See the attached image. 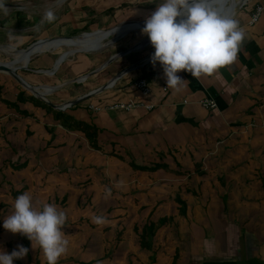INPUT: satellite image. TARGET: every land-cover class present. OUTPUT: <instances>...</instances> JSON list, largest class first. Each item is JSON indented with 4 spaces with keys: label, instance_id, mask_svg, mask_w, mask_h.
<instances>
[{
    "label": "crops",
    "instance_id": "obj_1",
    "mask_svg": "<svg viewBox=\"0 0 264 264\" xmlns=\"http://www.w3.org/2000/svg\"><path fill=\"white\" fill-rule=\"evenodd\" d=\"M160 2L162 0H0V32L5 31L0 41L6 42L0 45L18 49L21 45L43 39L39 34L43 31L40 27L47 25L44 15L49 10L59 22L56 27L61 31L60 35L77 37L95 26L105 31L125 21H145ZM68 3L75 13L72 17L65 11ZM263 3L264 0H251V5L246 8L248 11H237V7L229 16L237 20L246 34L233 64L198 78L181 71L178 75L184 81L178 90L167 87L158 63L154 67L150 60L144 61L154 49L148 44L149 39L143 41L146 35H140L141 29L132 30L100 50L75 52L56 69L58 58L70 49L67 45L35 53L38 55L27 63L31 67L25 71L27 75L18 73L33 86L60 85L50 93L48 88L38 91L57 105L77 101L65 112L98 129L97 143L101 150L91 148L82 131L65 128L53 113L30 101V97H35L33 93L8 73L0 72V204H12V188L16 191L24 186L23 183H45L46 165L61 170L62 165L70 163L69 171L75 172L77 178L84 172L80 180L86 183L90 180L87 170L94 165L104 166L102 171L110 179L117 169H123L121 174L129 173L124 167V157H129L130 164L161 165L156 171H137L129 165L136 177L140 172L142 179L151 181L152 177H164L167 179L164 183H181L175 171L187 172L182 177L188 179L197 162L205 163L207 171L237 164L239 153L249 142L258 154L255 149H260L257 147L260 139L264 141V15L254 25L248 22L255 6ZM93 32L77 39L96 34ZM108 39L104 37L96 43H106ZM141 41L142 45L148 46L120 56L99 69L112 55ZM62 47L68 49L59 50ZM33 66L37 70L54 69V74L38 72L39 76L33 75ZM133 66L129 72L121 74ZM89 73L93 74L81 83H69ZM117 76L111 87L81 98L109 84ZM140 76L150 84L148 96H143L134 85ZM20 92H24L29 100L18 102ZM204 99L215 101L217 107H204L201 104ZM3 100L17 102L21 110L31 115L21 114ZM129 100L152 103L156 107L131 111L106 109L113 103ZM240 139L248 142L245 145ZM81 146L84 147L82 152ZM45 152L50 158L42 157ZM25 162V167L14 168ZM43 172L44 176L41 175ZM123 177L125 175H120V179ZM115 180L117 177L112 182ZM262 186L260 193L251 187V208L248 209L234 208L231 211L224 203L221 208L210 207L209 213H204L201 207L195 213L181 217L177 208L176 225L166 223L159 226L152 251L142 249L138 243L137 253L142 257L133 263L140 264L143 260V263L150 261L151 264L154 255V264H264V183ZM7 196L12 200L9 201ZM182 196L184 200L185 196ZM161 204L152 210L144 208L149 211L145 223L153 221L158 224L161 218L168 217L167 204L170 202Z\"/></svg>",
    "mask_w": 264,
    "mask_h": 264
},
{
    "label": "rangeland",
    "instance_id": "obj_2",
    "mask_svg": "<svg viewBox=\"0 0 264 264\" xmlns=\"http://www.w3.org/2000/svg\"><path fill=\"white\" fill-rule=\"evenodd\" d=\"M231 3L232 0H221L218 9L227 7ZM250 5L251 0H245L237 8V11L246 12L248 11L246 8ZM65 11H68L67 15L70 17L75 14L71 11L69 3L65 5ZM74 11L78 10L74 8ZM84 12L87 13L85 10ZM81 15L83 16V13ZM58 24L59 22L54 19L51 23L42 25L40 29L43 31L42 33L39 32L40 36L44 37L43 39H53L59 36L70 37V34L60 35L61 31L56 27ZM99 29L101 28L95 26L89 32ZM4 32L1 30L0 40ZM140 35H143L141 30ZM146 38L148 37L145 36L144 39ZM0 43L6 42L0 41ZM31 44L21 45L18 49H25ZM2 47L10 46L0 45V62L16 65L17 63L12 58L11 53L5 52ZM67 49L62 47L59 50L65 51ZM37 55H33L31 60ZM28 68H31L30 65ZM33 68L31 73L39 76L40 72L38 73V71L41 69L37 70L34 66ZM25 71L18 70L19 73L23 72V74L27 73ZM79 78H75L76 82ZM28 91L32 93L30 90ZM240 140L245 145L248 142ZM249 143H247L246 148H242V153H239L240 161L237 164H226L218 170L207 171L204 169L207 166L205 163L197 162L195 169L189 173L188 179L182 177V175L186 176L187 172L175 171L176 177L182 181L181 183H164L167 181L164 177H152L151 181L142 179L140 172L137 173L140 176L136 177V174L129 167L132 161L129 157H124V167L131 174L128 172L121 174L123 169H117V173L114 172L111 176L112 180L117 177V180L113 182L102 171L104 166L99 168L94 165L90 170H87L90 180L84 183V180H80V177L83 179L84 172L79 173V178H77L75 172H70L68 169L71 167L70 163H66L62 165L61 170L55 166L47 168L46 165L48 170L46 171L45 183H23L24 186L16 191L22 190L21 194L26 191L29 192L33 199V205L37 208L42 207L44 203H51L65 212L66 225L63 226L62 230L69 243L66 252L58 259L57 264H134L133 261L142 257L141 254L137 253L139 235L134 231V227L138 226L140 231L147 220L145 218L149 211L146 212L144 208L149 207L152 210L155 207L158 208L163 202H170L167 204L169 217L167 223H170L171 226L176 225L177 208H180L177 196L181 198H183L182 195L185 196L184 200L186 203L188 202L186 214L195 213L201 207L204 213H209L207 211L210 207L213 209L221 208L224 203L231 211L234 208L235 210L251 208V187L259 193L263 191L261 189L262 183H264V141L260 139L257 146L260 149H255L258 150V154L254 151L251 142ZM91 148L87 147L89 151L92 150ZM80 149L82 152L84 147L81 146ZM61 151L65 153L63 150ZM112 155L116 154L113 153ZM44 156L50 158L46 152L42 155V157ZM228 162L230 163V160ZM113 168H115L114 165ZM41 175L44 176V172ZM120 175H125V177L120 179ZM79 180L80 182L77 183ZM11 191L13 194L14 188ZM7 198L9 201L13 199L14 202L15 197L11 199L7 196ZM157 201L158 203H156ZM239 201L248 202L241 204ZM13 202L11 201L12 204ZM12 204L8 203L7 206L0 204V249L10 253L17 245L22 244L29 248V252L23 259L19 260L20 264H37V260H40V264H47L42 250L35 242H33V247L31 243L26 246L20 234H12L2 227L3 219L12 212ZM174 214L176 215L174 216ZM179 214L181 217L183 216L181 213ZM93 217H102V222L94 223ZM14 264H17L16 260ZM140 264L145 263L142 260ZM147 264H150V261Z\"/></svg>",
    "mask_w": 264,
    "mask_h": 264
},
{
    "label": "clouds",
    "instance_id": "obj_3",
    "mask_svg": "<svg viewBox=\"0 0 264 264\" xmlns=\"http://www.w3.org/2000/svg\"><path fill=\"white\" fill-rule=\"evenodd\" d=\"M218 6L219 0H162L145 18L141 32L154 49L150 62L162 68L167 87L178 90L182 86L184 80L178 75L181 71L198 78L235 61L246 34L236 19L221 15ZM44 19L51 23L55 16L49 10ZM44 71L48 70L38 72ZM93 222L101 223L102 217H93ZM64 225V211L51 203L35 207L27 191L14 198L12 212L2 223L8 232L27 238L32 247L35 242L47 264H57L67 250ZM28 252L22 244L10 253L0 249V264H14Z\"/></svg>",
    "mask_w": 264,
    "mask_h": 264
},
{
    "label": "trees",
    "instance_id": "obj_4",
    "mask_svg": "<svg viewBox=\"0 0 264 264\" xmlns=\"http://www.w3.org/2000/svg\"><path fill=\"white\" fill-rule=\"evenodd\" d=\"M0 91H1V86H0ZM1 94V92H0ZM29 99L25 97L24 92H20L18 96V102H25L28 101ZM30 101L34 102L37 106L43 107L47 109L49 113H53L54 118L58 121L61 122V124L69 129V130H77V131H82L86 138L88 139L91 147L95 150H101V147L97 143V136H98V129L87 122H82L76 120L74 117H72L70 114L66 113L65 111H60L55 109L53 106H50L43 100L36 98V97H30ZM8 106L17 109L21 114L30 116L31 114L26 111V110H21L19 108V104L17 102H11L8 100H3ZM120 158V157H119ZM26 162L22 164L15 165L14 168H23L26 166ZM132 167L135 170H143V171H156L158 170L161 165L160 164H155L153 166H145V165H134L131 164ZM21 191H13L14 197L17 195L21 194ZM177 201L180 203V213L182 215H186L187 213V203L180 197L177 196ZM169 217H164L159 220V223L157 224L156 222L150 221L149 223H145L141 230L139 231V227L135 226L134 231L139 235V245L141 246L142 249L152 251L153 249V240L156 235V232L159 228V226L164 225L168 222ZM24 244L26 246L30 245V241L21 236ZM156 261V257L153 255L151 256V264H154ZM17 264H20L19 260H16ZM37 264H40V260H37Z\"/></svg>",
    "mask_w": 264,
    "mask_h": 264
},
{
    "label": "bare ground",
    "instance_id": "obj_5",
    "mask_svg": "<svg viewBox=\"0 0 264 264\" xmlns=\"http://www.w3.org/2000/svg\"><path fill=\"white\" fill-rule=\"evenodd\" d=\"M219 1H221V0H219ZM244 1L245 0H232V3L229 6L220 8V9H218V11L220 12V14H223L224 16L229 17L234 13V11L236 10L237 7L242 5V3ZM140 29H142V28L141 27L137 28L136 24H126V25L121 24L120 26H118L114 29L111 28L109 30H105L104 32H98V33H97V31L93 32L96 34H94L88 38H84V39H77V38L83 36V35H81L77 38L75 37L72 39H59V40H55V41L49 42V43H40V44H37L34 47L30 48L29 51H23V50L15 49L14 47H2V50H4L5 52L11 53L12 58L16 61L17 64L16 65L11 64L12 67H21V66L26 65L28 63V61L31 60L30 57L33 54L44 51V50H46L50 47H53V46L67 45L70 48L67 51L70 55H73L75 52H80V51H97V50L104 48L105 46H108L109 43L113 44L118 38L121 39V37L123 35L125 36L126 34L131 32L132 30H140ZM104 37H109V39L106 41V43H101V44L97 45L98 43H96V42L98 40H100L101 38H104ZM139 43L142 44L141 42H139ZM148 44H150V43H148ZM142 46H144V45H142ZM41 88H39L38 90H40ZM44 88H48L49 93L51 91H53L51 89L52 87L51 88L50 87H44Z\"/></svg>",
    "mask_w": 264,
    "mask_h": 264
},
{
    "label": "water",
    "instance_id": "obj_6",
    "mask_svg": "<svg viewBox=\"0 0 264 264\" xmlns=\"http://www.w3.org/2000/svg\"><path fill=\"white\" fill-rule=\"evenodd\" d=\"M144 22H145V21H125V22H122L121 24H124V25H126V24H136V27H137V28H139V27L142 28V27L144 26ZM121 24H120V25H121ZM120 25H118V26H120ZM118 26H116V27H118ZM116 27H114V28H116ZM114 28H112V29H114ZM97 32H104V30H98ZM90 33H92V32H89V33H87V34H90ZM84 34H85V33H84ZM84 34H82V35H84ZM77 37H79V36H77ZM77 37H76V38H77ZM72 38H74V37H60V38H53V39H39L38 41L32 43V44H31L30 46H28L27 48H25V49H19V50L29 51L30 48H32V47H34L35 45L40 44V43H49V42H53V41H55V40H59V39H72ZM146 39H148V38H146ZM118 40H119V38H118L116 41H118ZM143 41H145V39H144ZM143 41H141V43H142ZM139 44H140V43H137L136 45H134V46H133L132 48H130V49H127V50H124V51H121V52H118V53L112 55L111 58H110L108 61H106L103 65H101V67H100L99 69L104 68L106 65L110 64L114 59H116V58H118V57H120V56L126 55V54L130 53L131 51H134V50H137V49H140V48H143V47H147V46H148V45H147V46H146V45H145V46H142V44H140V45H139ZM108 45H112V43H109ZM69 55H70V54H69L68 52H64V53L58 58V60L56 61L55 66H54V69H56L57 67H59V65H60L63 61H65V59H67V57H68ZM148 60H150V57L146 58L144 61H148ZM133 68H134V66L131 67V68H129V69H126V70L122 71L121 74H124V73L129 72V71H130L131 69H133ZM19 69H20V70H27V69H28V65L26 64V65L21 66V67H12V66H11L10 64H8V63L0 62V72L8 73V74L11 75L13 78H15L20 84H22L26 89L30 90V91L33 93V95H34L35 97H37V98L43 100L44 102H46V103L49 104L50 106H53L55 109H57V108H58V105L55 104V103H53V102H52L51 100H49L47 97L43 96L41 93H39V92H38V89L41 88V87H42V88H44V87H50V88H51V87H52L51 89L54 91V90L60 88L61 86H60V85H55V86H33V85H31L30 83H28V82H27V81H26V80H25V79H24V78L18 73V70H19ZM54 69H53V70L44 71V72L54 74ZM96 70H98V69H96ZM96 70H94V71H96ZM94 71H93V72H94ZM91 74H93V73H89V74L85 75V77L87 78V77L90 76ZM121 74H120V75H121ZM120 75H119V76H120ZM119 76H117L116 78H113L109 84L104 85V86H102V87H100V88H98V89H96V90H94V91H91V92H89L88 94L84 95V96L81 97V98H85V97H87V96H90V95L95 94V93L100 92V91H104L105 89L111 87V86L114 84L115 80H116ZM75 82H76L75 79H72V80L69 81V83H71V84H72V83H75ZM76 102H77V101H70L69 103H70L71 106H73L74 104H76Z\"/></svg>",
    "mask_w": 264,
    "mask_h": 264
},
{
    "label": "built area",
    "instance_id": "obj_7",
    "mask_svg": "<svg viewBox=\"0 0 264 264\" xmlns=\"http://www.w3.org/2000/svg\"><path fill=\"white\" fill-rule=\"evenodd\" d=\"M263 15H264V3L256 5L255 8L253 9V12H252V15H251V17L249 19L248 24L249 25L256 24L257 22H259V20L262 18ZM238 55H239V53H238ZM238 55H237V57H238ZM84 79H86L85 76H83L82 78L77 79V81L81 82ZM134 85L142 93L143 96H148L151 93L150 84H149L148 80L144 76H140L139 78H137L134 81ZM164 90H166V89L164 88ZM201 104L204 107L209 108V109H215L217 107V103L215 101H213V100H210V99L202 100ZM70 107H72V106L70 105L69 102L60 103V104H58L57 110L66 111ZM141 107L145 108V109H148V110H153L156 107V105L152 104V103L147 104V103H144V102L129 100V101H126V102L113 103V104L107 106L106 109L131 111L132 109L141 108ZM100 109H102V108H97V110H100Z\"/></svg>",
    "mask_w": 264,
    "mask_h": 264
}]
</instances>
